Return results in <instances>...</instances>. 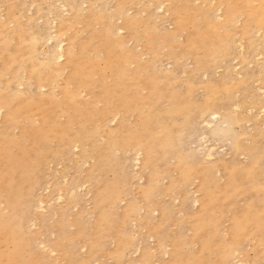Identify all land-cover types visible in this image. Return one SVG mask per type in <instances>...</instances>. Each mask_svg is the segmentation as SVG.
Listing matches in <instances>:
<instances>
[{"label": "bare ground", "instance_id": "obj_1", "mask_svg": "<svg viewBox=\"0 0 264 264\" xmlns=\"http://www.w3.org/2000/svg\"><path fill=\"white\" fill-rule=\"evenodd\" d=\"M0 6V203L6 208L0 207V264H60L39 250L33 221L62 264H151L147 235L156 239L160 264H264L235 256L252 236L264 242V117L258 119L264 0H0ZM75 24L87 35L70 33ZM131 41L148 60L137 59L126 46ZM64 70L57 99L50 92ZM80 91L92 95L80 98ZM252 108L257 111L247 114ZM98 114L103 122L118 121L90 132ZM211 138L224 143L228 158L211 159ZM51 163L63 170L48 171ZM145 172L140 196L128 197L137 173ZM86 182L91 211L78 191ZM159 195L169 199L158 201ZM55 199L63 200L58 210ZM173 222L178 230L168 235ZM103 256L112 263L101 262Z\"/></svg>", "mask_w": 264, "mask_h": 264}, {"label": "rangeland", "instance_id": "obj_2", "mask_svg": "<svg viewBox=\"0 0 264 264\" xmlns=\"http://www.w3.org/2000/svg\"><path fill=\"white\" fill-rule=\"evenodd\" d=\"M216 3V1H212L211 2V4H215ZM35 4H38L37 3V1L35 2ZM34 4V5H35ZM167 6V3H165L164 2V7H166ZM0 11L3 13V11H4V8L2 7L1 8V6H0ZM29 11H31L32 12V10H28V11H26V15H29V14H31V13H29ZM68 12H70V11H68ZM67 12V13H68ZM163 11L160 9L159 11H158V14L159 15H161V13H162ZM65 14V16H67V15H69V13L67 14L66 12H64ZM166 13V12H165ZM164 13V14H165ZM165 16H168V14H165ZM25 18L26 17H24V19H23V17H22V20H25ZM199 18L198 17H195V20H198ZM41 20V19H40ZM39 21V20H38ZM39 22H41V21H39ZM38 22V23H39ZM97 22V21H96ZM118 22H120V21H118ZM55 23V25L54 26H56V22H53V24ZM169 24V23H168ZM167 24V27H169V25L171 26V27H169V28H172V25L171 24H169L168 25ZM98 23L97 24H95L94 25V27H95V29H98L99 27H98ZM79 25H77V24H75L74 25V29L72 28V29H70V33L71 32H73V33H75V35H79V36H86L87 35V32L86 31H84L83 30V27H82V25L81 26H79ZM75 31V32H74ZM83 31V32H82ZM69 32V31H68ZM67 32V34H69ZM85 32V33H84ZM80 33H82V34H80ZM208 34H210L211 33V31H208L207 32ZM183 40V37H182V39L180 40V37H179V41L180 42H183L182 41ZM129 43H130V41H128ZM127 42V43H128ZM126 44V46L127 47H134V51H135V53H137V59L139 60V61H146V60H148L149 59V56H147L146 54H142V52H144V49L141 47H138V48H136L135 47V45H134V43L131 41V44ZM179 45H181V43H178ZM178 48H180V47H178ZM177 50H180V49H177ZM164 52L166 51V49H164L163 50ZM144 55L146 56V57H144ZM100 56H102V55H100ZM257 59H259V57H256L255 58V60H257ZM190 61V60H189ZM191 65V63L189 62V63H186V66H187V68H192L193 67V65ZM253 65V64H252ZM100 66H102V64H100ZM167 66L168 67H172L170 64H167ZM238 67H240V65H237V68ZM130 68H132V69H135L136 68V65L135 64H131L130 65ZM65 71V70H64ZM62 72L61 74H60V76L58 77V80H57V82H56V87L50 92V93H52L57 99H60L62 96L60 95V93H57V87L58 86H60V85H62L65 81H66V79H67V75H68V70L67 71H65V72ZM222 71V69L221 68H218L217 69V73H219V72H221ZM182 73H185V74H182ZM62 74H64V75H62ZM187 75V73L186 72H181V76H183V77H185ZM7 78H8V76H6ZM241 77V76H240ZM202 78V77H201ZM60 81V82H59ZM70 87H72V85H70ZM19 88L20 89H22L23 87H21V86H19ZM262 90V89H261ZM260 89H259V91L260 92H262ZM38 91L39 92H49V89H48V87H47V89H46V87L44 88V87H42V89H41V87H38ZM55 91H56V93H55ZM143 91V90H142ZM83 92V93H82ZM83 95H82V94ZM94 94V93H93ZM59 95V96H58ZM92 94H89V93H87V92H85V91H80L79 92V97L80 98H88V97H90ZM264 95V94H263ZM17 102H18V100H17ZM101 103V104H100ZM94 106L97 108V109H101L102 107H103V104H102V102H100V101H98V99H96L95 100V103H94ZM19 107H21V106H19ZM32 109H34V108H32ZM253 109V110H252ZM252 109H250L248 112L246 111V113L248 114H250V113H255L256 111H257V109H255V108H252ZM251 111V112H250ZM58 113L60 114L61 113V110H59L58 111ZM262 113V114H261ZM261 113H259V115L260 116H258V119H262L263 117H264V111H262ZM103 116L102 115H95L93 118H91L90 119V121H89V123H88V130L90 131V132H93V131H99L100 129H102V130H106L108 127H112L113 125H115L116 123H117V121H118V118H116V119H112V120H110L111 119V117H108V116H106L105 118V120L108 122H103L104 121V119L102 118ZM131 115L129 116V121H131V120H133L135 117H134V115L131 117ZM108 119H109V121H108ZM1 121H2V116H1V114H0V125H1ZM19 121H21V120H19ZM102 121V122H101ZM97 122H99V123H97ZM101 122V123H100ZM114 122V123H113ZM33 124L34 125H38L39 123L38 122H35V121H33ZM104 124H106L105 126H104ZM109 124H111V125H109ZM1 127V126H0ZM260 127L264 130V126L263 125H260ZM9 130L11 131V133H12V135L13 136H15V137H18V135H19V133H20V131H19V129L18 128H14V125L12 126V127H10L9 128ZM96 137H97V140H98V142L99 143H101V144H104L105 143V141H106V139L104 138V137H102L101 135H99L98 134V132L96 133ZM104 138V139H103ZM211 141V143H213V150H212V155L214 156V157H212V156H210L211 157V159L213 160V159H215V157L217 156V155H219V154H223L224 155V157L225 158H228V156H229V154H228V152H227V148H226V146L224 145V143H221V142H216V143H214L213 142V140H212V138L210 139ZM209 141H208V144L210 143ZM262 144L264 145V139H263V141H262ZM224 147H223V146ZM222 147H223V149H222ZM76 150V149H75ZM226 150V151H225ZM227 156V157H226ZM210 157H209V159H210ZM239 158H243V156H241V157H239ZM92 160H89L88 162H86V163H84L83 164V166L85 167V168H88L91 164H92ZM88 164V165H87ZM51 165V166H50ZM49 166H50V168L48 169V171H50L51 169H58L59 171L60 170H63V164L62 163H54L53 165H52V163L50 164ZM56 165H59V168H58V166H56ZM48 166V167H49ZM62 167V168H61ZM133 170H134V172H138L139 171V167L137 168L136 166H135V168L133 167ZM219 173V175L218 176H221L220 175V172H217V174ZM104 175L106 176V177H109V176H111V172H109L108 170H106L105 172H104ZM137 175H139V180H140V182H139V180L137 179V182L134 184V185H129L130 186V193H129V195H128V197H131V196H133V197H139L140 196V186L146 181V172L145 173H140V174H138L137 173ZM222 178V177H221ZM220 178V180H221V182H222V179L224 180V178H222L221 179ZM50 179V178H49ZM65 179V178H64ZM141 179H142V181H141ZM67 180H68V177H67ZM64 181H66V180H64ZM167 182V179H165V181H164V179H163V183H166ZM87 183V184H86ZM84 185H85V187L83 186V185H81L80 186V188H79V195H82V197H83V199H84V206L86 207V209H88V210H92L93 209V205L90 203V196H89V194L87 193V190H88V188L91 186V183L90 182H86ZM192 183H194V185L192 184ZM192 183L189 185V189L191 190V192H194V190L196 189V183H197V181L196 180H193L192 181ZM192 185V186H191ZM133 186V187H132ZM81 190V191H80ZM83 191V193H81ZM134 191V192H133ZM45 192L46 191H42V193L45 195ZM171 194V195H170ZM170 196L172 197L171 199H172V201H173V203L175 204V205H178L179 204V202H180V194L179 193H177V191L176 190H174V191H172V192H170ZM195 195H197V193H194ZM179 195V196H178ZM178 197V198H177ZM158 199V201L159 200H162V201H167V198H168V196H166V197H162V196H158L157 197ZM176 198H177V200H176ZM129 199V198H128ZM169 199V198H168ZM241 201H244V200H241ZM241 201L239 202V205L240 206H242L243 204H244V202H242L241 203ZM176 202V203H175ZM62 203H63V200H59L58 201V199L56 200H54L53 202H52V205H53V207L56 209V210H58V209H60L61 207H62ZM88 203V204H87ZM126 203V199L124 200V201H122V202H120L119 203V205H120V207L121 206H123L124 204ZM242 204V205H241ZM87 205H90V206H87ZM57 206V207H56ZM0 207L1 208H3L4 210H6V208H5V204L4 203H0ZM198 207V203H196L195 204V207H193L194 209L195 208H197ZM80 209V206H75V207H73L72 208V212L73 213H75V212H77L78 210ZM40 211H42V212H44L45 211V209H44V211H43V209H40ZM156 213H154V215L155 216H157L158 215V212L157 211H155ZM143 213V211H141V214ZM177 216H179L181 213H179V212H177ZM141 216L139 215L138 216V218H140ZM91 218V220L93 221L94 220V214L90 217ZM229 218H230V214H227L225 217H224V219H223V222H222V224H223V226L224 227H227L228 225H229ZM227 222V223H226ZM33 223H34V226H33ZM33 223L31 222L30 224H29V226H30V231H31V233H35V236H36V239H37V241H41V243H42V245H40L41 243H39V250L42 252V253H47L48 255H50V257L56 262V263H60V264H62L63 263V260H61L60 259V257L58 256V254H57V252L55 251H53V253L51 252L52 250H49V248L48 247H46L47 245H45L46 244V240H45V235L43 234V229H42V227H40V225L36 222V221H33ZM138 222H137V220H135V219H132L131 220V222H130V228H131V230L134 232V233H136L135 231L138 229V227H139V225L137 224ZM32 224V225H31ZM37 224V226H35ZM134 225V226H133ZM136 226V227H135ZM40 228V229H39ZM135 230V231H134ZM177 230H178V225L176 224V223H172L171 225H169L168 226V235H174L176 232H177ZM42 234V235H41ZM146 234V233H145ZM187 234H190V232L188 231L187 232ZM39 236V237H38ZM227 237V236H226ZM152 239V240H151ZM254 240V243H252V241ZM147 242H148V244H149V246L151 247V249H150V251H151V253H153L152 254V257H153V262L151 263V264H160V260L159 259H157L156 257H155V254H156V247H155V244H156V239L154 238V237H150V236H148L147 235ZM151 242H152V244H151ZM249 244V245H248ZM248 245V246H247ZM261 245V246H260ZM44 246V247H43ZM109 246L112 248L113 246H114V242H109ZM195 246V247H194ZM47 249H46V248ZM155 247V248H154ZM249 247V248H248ZM167 249H169L168 248V246L166 247ZM198 248V245L197 244H194L193 245V249L195 250V249H197ZM83 250V251H82ZM85 250H86V248H84L83 247V249H81V252H85ZM153 250H155V251H153ZM260 251H264V242H262V243H260V242H258L257 241V239H256V237H251L249 240H248V242L246 243V246H245V250H244V252L242 253V255H241V253H239V252H237V253H235V256L237 257V258H241V259H246L247 261H248V263H250V261L251 260H253V259H256V258H259L260 260H261V262H264L263 261V259H264V253L263 254H261L260 256L258 255V253L260 252ZM134 254V255H133ZM137 254V255H136ZM140 254V251L139 250H137L136 252H133V253H131L130 254V257L132 258V259H135V258H137L138 257V255ZM257 255V256H256ZM241 256V257H240ZM162 257H163V259H168L170 256L166 253H164L163 255H162ZM57 260V261H56ZM101 262H104V263H112V260L109 258V257H106V256H103V258L101 257ZM93 264H95V263H93ZM96 264H100V262L99 261H97L96 262ZM135 264H142V263H140L139 261H136V263Z\"/></svg>", "mask_w": 264, "mask_h": 264}]
</instances>
